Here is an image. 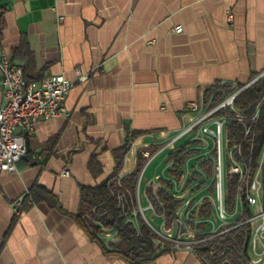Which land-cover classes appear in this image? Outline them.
I'll list each match as a JSON object with an SVG mask.
<instances>
[{"label":"crops","instance_id":"crops-1","mask_svg":"<svg viewBox=\"0 0 264 264\" xmlns=\"http://www.w3.org/2000/svg\"><path fill=\"white\" fill-rule=\"evenodd\" d=\"M0 9V51L32 81H72L68 116L38 120L16 170L0 172V264H204L185 249L127 261L77 222L81 189L114 172L113 151L131 134L125 173L206 88L264 69V0H0ZM36 188L48 197L34 201Z\"/></svg>","mask_w":264,"mask_h":264},{"label":"built area","instance_id":"built-area-1","mask_svg":"<svg viewBox=\"0 0 264 264\" xmlns=\"http://www.w3.org/2000/svg\"><path fill=\"white\" fill-rule=\"evenodd\" d=\"M232 18L229 12L228 20ZM182 29L180 24L174 26L176 32ZM0 72V172L8 173L16 170L17 161L26 153V138L38 120L68 116L63 100L72 81L63 74H47L38 82L28 81L22 67L4 51H0ZM75 73L77 80L87 79L78 68ZM261 78L264 69L245 82L219 81L206 88L199 99L189 101L180 113L176 130L153 148L140 147L136 151L135 159H141V165L130 200L123 184L129 173L119 168L106 179L120 207L123 224L139 233L143 221L151 231L156 251L185 249L201 259V250L209 247L210 253L217 251L223 256L222 262L229 264L232 255L214 243L238 230L246 241L247 264L263 260L264 139L255 161L252 157L264 91L248 108L235 104L236 97ZM230 122L239 127V138H232ZM151 164L152 174L143 180ZM63 174L69 171L64 170ZM231 180L234 190L229 200ZM159 192L175 201L171 212ZM20 202L17 199L13 203L16 211ZM106 211L94 206L92 213L83 214V219L88 227L99 225L97 237L112 249L121 237L116 222L106 224L97 218ZM154 219L156 224L151 222Z\"/></svg>","mask_w":264,"mask_h":264},{"label":"trees","instance_id":"trees-1","mask_svg":"<svg viewBox=\"0 0 264 264\" xmlns=\"http://www.w3.org/2000/svg\"><path fill=\"white\" fill-rule=\"evenodd\" d=\"M2 14L3 10L0 9V37H1V25H2ZM24 73V68H22ZM256 74V73H255ZM253 74L252 76H254ZM251 76V77H252ZM26 80H31L27 78L24 74ZM264 91V78L257 80L253 83L249 88L243 90L235 99L236 106L240 108H248L250 107ZM218 98V97H217ZM229 126L232 129L233 136L232 138H239V127L234 122H230ZM137 133L131 134L124 142L123 145L114 149V157H115V168L113 174L121 167L123 155L127 150L130 139L136 135ZM254 155L253 161L257 157L258 151L261 147V144L264 139V100L260 106V113L257 125L254 130ZM93 163V160H92ZM94 165V164H92ZM141 165V159L139 160L138 167L126 175L123 179V184L129 190L130 195L127 197L130 200L131 197L134 196L135 193V181L138 174L139 167ZM93 169V166H92ZM234 190L233 181L231 180L229 187V200L232 197V193ZM36 193L33 197V200H37L39 198L48 197L45 193H39V190L34 189L33 191ZM151 193V190H149ZM38 194V195H37ZM38 196V197H37ZM159 196L163 199L165 207L168 212H171L175 207V201L171 200L169 196H167L163 192H159ZM129 203V202H128ZM94 206H98V211H103L106 209V213L100 214L97 218L102 220L106 224H111L116 222L117 228L119 229V235L121 237L120 241L115 245V248L110 249L121 255L127 261L138 263L145 260H150L158 256L163 252H158L153 248L151 243V231L149 227L143 222H140V231L139 233L133 229L129 224H123V218L119 216L120 207L117 206L116 200L112 196L109 184L107 180H104L100 184L94 187H83L81 189L80 195V207L77 212L75 218L77 222L93 237L97 239L98 226L97 224H92L88 227L86 225L83 214L92 213V209ZM98 241V240H97ZM244 237L241 231L236 230L228 235L226 238L219 240L214 243L215 247H221V250H225L232 255L229 264H247V260L249 259L247 247H245ZM243 247V249H241ZM105 248V247H104ZM107 250V248H105ZM108 251V250H107ZM201 254L203 257L201 260L204 264H228L227 262H222L223 256H220L217 251H213L210 253V248L206 247L201 250Z\"/></svg>","mask_w":264,"mask_h":264},{"label":"rangeland","instance_id":"rangeland-1","mask_svg":"<svg viewBox=\"0 0 264 264\" xmlns=\"http://www.w3.org/2000/svg\"><path fill=\"white\" fill-rule=\"evenodd\" d=\"M153 166V164H151L150 166H149V168H151ZM146 215L148 216V217H150V213L149 212H146ZM151 222L153 223V224H156V220L154 219V220H151Z\"/></svg>","mask_w":264,"mask_h":264}]
</instances>
